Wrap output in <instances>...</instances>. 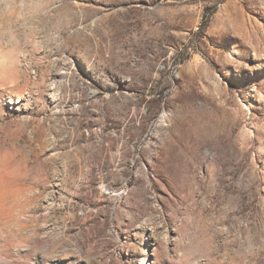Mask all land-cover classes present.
<instances>
[{"label": "rangeland", "instance_id": "1", "mask_svg": "<svg viewBox=\"0 0 264 264\" xmlns=\"http://www.w3.org/2000/svg\"><path fill=\"white\" fill-rule=\"evenodd\" d=\"M0 264H264V0H0Z\"/></svg>", "mask_w": 264, "mask_h": 264}]
</instances>
